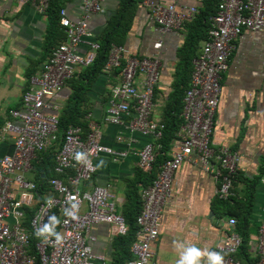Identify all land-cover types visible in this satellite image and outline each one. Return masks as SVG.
Here are the masks:
<instances>
[{
    "label": "built area",
    "instance_id": "1",
    "mask_svg": "<svg viewBox=\"0 0 264 264\" xmlns=\"http://www.w3.org/2000/svg\"><path fill=\"white\" fill-rule=\"evenodd\" d=\"M22 6L32 5L46 13L51 0H17ZM181 0H144L150 9L157 31L171 34L182 30L199 14L196 8L180 11ZM104 0H85L81 16L73 20L66 10L61 12V26L67 41L56 48L41 71L30 79V87L23 94L20 109L11 110L9 120L0 130V145L13 144V154H0V264H105V258L93 252L90 236L94 225L107 224L117 236L128 233V225L118 213L116 196L107 188L95 186L84 191L98 172L96 161L109 156L115 161L126 159L128 152H118L102 144L99 125L87 116L89 131L71 127L63 146L55 153L58 175L50 181L53 196L40 199L31 174L38 154L47 152L58 141L61 106L52 98L62 93L82 69L93 66L100 45L91 32L90 20L103 12ZM264 32V0H221L216 15L211 19L209 39L193 62L189 89L185 92L181 114L179 142L173 145L170 160L160 167L153 184L141 191L142 211L138 217L140 232L131 252L134 259L128 264H156L153 244L159 237L161 219L173 195L175 178L183 164L197 160L206 173L218 184L221 200L233 197L234 182L241 156L228 148L219 152L212 147L215 118L238 39L245 33ZM156 54L136 58L125 46L111 47L105 73L122 68L121 82L111 89L104 123L113 126L125 124L129 129L153 139L162 138L163 126L153 120L154 98L160 81L161 61ZM82 154L83 159L77 160ZM144 173H150L158 155L153 143L134 152ZM73 175H69L70 171ZM52 200L49 206L48 200ZM72 204L77 205L76 219L64 215ZM25 208H35V215L27 230L23 226ZM56 215L60 224L56 231L64 240L55 243L54 237L45 242L36 233ZM67 221V222H66ZM236 220L230 222L235 228ZM35 241V242H34ZM240 235L230 232L217 247L223 264H241L236 259L242 247ZM258 264H264V222L258 236Z\"/></svg>",
    "mask_w": 264,
    "mask_h": 264
},
{
    "label": "crops",
    "instance_id": "2",
    "mask_svg": "<svg viewBox=\"0 0 264 264\" xmlns=\"http://www.w3.org/2000/svg\"><path fill=\"white\" fill-rule=\"evenodd\" d=\"M84 1L67 2L64 9L71 19L76 20L81 16ZM205 1L181 0L180 11L190 8L201 10ZM118 6V0H104L103 12L91 18V32L96 37L102 34L108 21L117 13ZM187 23L178 32L162 34L157 31L150 9L143 2L126 42L125 47L139 59L156 54L155 46L162 43L158 51L161 74L153 109V120L161 126L164 125L165 111H168V104L175 91L180 63L178 55L188 41ZM48 27L47 12L40 13L32 5L22 6L17 0H0V124L9 120L10 110L21 108L23 94L30 87V80L26 78L27 71L30 64L41 61L44 56ZM205 44L201 45L198 55ZM121 80L120 74L100 75L89 94L93 105L90 114L100 127L102 144L130 155L118 161L102 156L96 161L97 174L82 189L89 191L95 186L107 188L116 196L118 213L123 215L127 190L131 182H137L139 173H143L134 152L153 143L156 154L160 155L163 145L162 138L153 139L132 133L129 129L131 118L119 127L104 123L111 89ZM70 95L71 91L66 88L52 99L61 106ZM181 126L172 140L169 158L173 145L180 140ZM212 147L217 152L228 148L241 156L239 173L234 182L233 202H229V205L234 209L237 206L242 209L243 206L245 210L252 198L249 252L253 261L257 258L259 229L264 222V176L261 174L264 166V32H245L236 43L230 69L224 76ZM13 151V144L0 145L2 155H11ZM197 158L195 156L192 161L183 164L175 178L173 195L161 219L159 237L152 246L156 264H176V241L217 252V247L224 243L231 231L238 234L237 227L230 226V222L236 220L231 216L234 210L216 205L218 184L212 175L203 171ZM137 186L140 194L146 187L139 182ZM90 236L95 238V242L91 243L93 252L103 256L105 264H113V240L118 237L114 228L107 224H97L92 227Z\"/></svg>",
    "mask_w": 264,
    "mask_h": 264
},
{
    "label": "trees",
    "instance_id": "3",
    "mask_svg": "<svg viewBox=\"0 0 264 264\" xmlns=\"http://www.w3.org/2000/svg\"><path fill=\"white\" fill-rule=\"evenodd\" d=\"M69 1L72 0H51L50 7L47 11L49 27L44 41V56L41 61L30 64V69L27 71L26 75L28 80L38 74L41 69L40 67L47 62L53 51L67 41L65 29L61 26V12L65 10L64 8ZM118 1L119 6L117 13L108 21L104 31L96 39L100 45V50L95 64L89 68L82 69V71L67 84V88L71 91V95L66 103L61 105L57 143L47 152L38 154L37 160L33 163L31 179L38 188L36 194L40 199H44L46 196H53V192L50 188L51 180L55 178L65 179V176L58 175L55 171V153L62 148L65 135L71 127H81L85 134L89 131L87 116L91 113L93 108L89 97L90 91L93 85L98 82L100 75L105 73L111 47L113 45L126 46L128 36L134 26L138 9L144 2V0ZM220 1L221 0H206L205 6L199 10V14L186 25L189 30V36L186 46L178 55L180 63L176 74L175 91L171 98V102L168 104L169 109L167 108L168 111H165L164 128L162 130L163 136L161 140L163 145L162 153L158 155L154 168L150 173H139L137 182L141 183L143 186H151L160 172V167L165 164L167 160H170L168 152L172 140L182 125L181 114L184 108L183 100L185 92L190 87L193 73L192 62L199 56L198 52L201 49V45L206 43L209 39L211 19L216 15ZM122 70V68L117 69L112 75L117 76L121 74ZM6 122L7 121L1 122L0 130L5 126ZM73 174L74 172L71 170L69 175ZM261 174L264 176V166ZM137 182H131L127 190V203L123 209V217L129 229L125 236H118L113 240V248L115 250L113 264H128L134 259L131 249L137 241V236L140 232L138 217L141 214L143 206ZM217 199L216 205L220 208L223 207V209H226V207H228L230 210H234V212H231V216L237 220L236 227L238 235H240L243 241L242 247L236 255V259L239 260L241 264H258L259 256L257 255V258L252 261L249 252V225L253 203L252 198L245 210L243 206L242 209L240 206L234 209L229 205V202H233V198L230 201L221 200L219 197H217ZM34 215L35 208H25V218L23 221L25 229L28 230L30 228V223Z\"/></svg>",
    "mask_w": 264,
    "mask_h": 264
},
{
    "label": "clouds",
    "instance_id": "4",
    "mask_svg": "<svg viewBox=\"0 0 264 264\" xmlns=\"http://www.w3.org/2000/svg\"><path fill=\"white\" fill-rule=\"evenodd\" d=\"M83 159L82 154L77 155V160ZM52 200H48L49 206L52 205ZM77 205L72 204L70 209L64 211V215L76 219ZM67 222V221H66ZM60 224V219L56 215L49 217V222L45 224L36 233L38 237H42L45 242H50L49 237L55 238L56 244H61L64 240L63 235L56 231L57 226ZM175 248L178 252V259L176 264H223V256L221 253L206 249H201L195 245H190L185 242L176 241Z\"/></svg>",
    "mask_w": 264,
    "mask_h": 264
},
{
    "label": "rangeland",
    "instance_id": "5",
    "mask_svg": "<svg viewBox=\"0 0 264 264\" xmlns=\"http://www.w3.org/2000/svg\"><path fill=\"white\" fill-rule=\"evenodd\" d=\"M83 6V5H82Z\"/></svg>",
    "mask_w": 264,
    "mask_h": 264
}]
</instances>
